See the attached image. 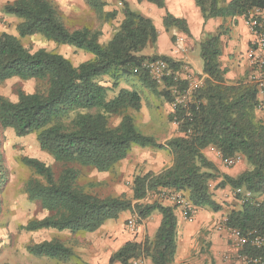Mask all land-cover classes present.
<instances>
[{"label":"trees","instance_id":"trees-1","mask_svg":"<svg viewBox=\"0 0 264 264\" xmlns=\"http://www.w3.org/2000/svg\"><path fill=\"white\" fill-rule=\"evenodd\" d=\"M145 1L165 9V0ZM87 2L98 15L114 18L115 13H104L102 0ZM194 2L204 21L245 17L254 8L264 10V0ZM1 12L19 22L17 36L5 31L0 33V84L18 78L36 81L37 88L29 94L18 92L16 101L0 96V127L12 129L17 137L35 133L39 148L55 163L63 165L55 177L43 162L21 158L22 165L39 177L29 179L24 192L47 214L31 220L21 230L92 233L125 211L134 213L139 223L156 212L161 221L152 238L142 243L127 242L112 254L109 264H127L138 257L151 264H171L176 253L175 208L163 205L160 200L143 201L149 193L157 194L161 189L186 194L195 209L220 211L221 206L213 200L210 191L216 179L215 167L204 155L205 149L214 147L223 158L242 156L248 166L236 177L224 175L217 185L251 195L248 200L240 195V208L227 214L226 226L243 236L249 233L264 236V124L257 116V91L246 79L234 83L226 81V71L219 63L218 35H205L198 43L205 75L203 85L193 93L187 109L177 108L175 114L170 115L172 122L174 117L179 121V135L161 145L153 136L142 133L130 114L141 110L144 91L166 102L172 101L169 88L175 85L174 77L171 75L164 78L162 84L156 83L143 68L145 62L161 59L172 74L180 70V64L166 56L140 55L157 41L158 31L150 18L123 3V20L111 39L101 44V34L97 31L67 28L49 0H12L2 6ZM163 26L165 30L177 28L190 37L186 22L166 10ZM33 35L73 47L92 58L75 66L57 53L23 46L20 39ZM102 77L110 79L109 87L98 81ZM177 83L180 87L186 86L185 80ZM121 84H137L142 90L119 88ZM159 85L164 89L159 90ZM111 118L119 119L117 125H110ZM133 147L166 149L172 162L159 174L149 172L135 176L132 199H99L87 194L77 183L78 171L67 166L77 164L108 172L124 160ZM256 196L261 200H255ZM27 250L34 256L61 262L74 256L69 247L57 240L45 241ZM261 254L262 251L249 244L241 251V255L248 258Z\"/></svg>","mask_w":264,"mask_h":264},{"label":"rangeland","instance_id":"rangeland-1","mask_svg":"<svg viewBox=\"0 0 264 264\" xmlns=\"http://www.w3.org/2000/svg\"><path fill=\"white\" fill-rule=\"evenodd\" d=\"M9 1L12 0H0V12L2 6ZM49 1L53 3L67 28L70 30L88 28L97 31L101 34L99 40L101 44H106L111 39L123 20V3H120V0H102L104 13H115L114 18L98 15L92 10L87 0ZM18 22V19L13 17H0V30L17 36L16 25ZM20 41L23 46L32 50L45 49L57 53L70 60L75 66L92 58L90 54L73 47L47 41L41 35L25 37ZM152 50L153 47L148 46L143 50V53L147 54ZM196 58L197 65L201 66L202 59L200 56ZM183 71L185 74L188 69ZM176 77L179 81H184L180 72L176 73ZM98 81L104 86L109 87L111 85V81L107 77L99 78ZM122 87L142 90L137 84H121L119 88ZM36 88L37 83L34 80L24 81L12 78L0 84V96L10 101H16L18 92L29 94L33 93ZM158 89L163 90V85H159ZM115 93L116 90L109 93V97ZM143 98L141 110L130 112V114L134 117L135 124L142 133L153 136L159 144L165 145L166 141L179 135L177 128L170 120L171 103L162 98H156L148 91H144ZM257 116L264 124V115L258 113ZM118 121L117 118H111L110 125L115 126ZM207 149L210 150V159H208L215 167L214 175L216 176L215 181L211 183L210 191L216 199L222 202L221 210L224 213L220 214L219 218L224 221L230 211L240 208L242 200L240 195L236 194L229 186L219 188L217 185L222 181L224 175L238 176L233 173L235 166L240 167L241 171L244 168L247 170L248 166L243 157L237 155L240 157L239 163L234 167L226 168L220 162L219 151L214 147ZM22 157L34 158L43 162L52 169L55 177L63 169V165L55 163L49 154L39 148L35 133L25 137H17L12 129L0 127V264H89L90 258H95L96 264H109L112 254L127 242L142 243L146 238H152L146 234L143 228L144 221L139 223L137 220L133 228L129 227L128 221L136 218L135 214L130 211L121 213L116 220L106 222L92 233L58 232L55 230L26 232L21 230V227L31 220H38L47 215L41 209L40 204L37 201H30L24 192L26 182L32 178L39 179V177L34 174L32 169L22 165ZM171 162L172 156L166 149L133 147L128 156L115 164L108 172H97L90 167H81L77 164L67 166L78 171L77 183L87 194L99 199L112 197L132 199V182L135 176L145 175L149 172L159 174L163 169L170 166ZM172 197L173 191L164 194L162 197L158 193H151L147 195L143 203H152L158 200H161L162 203L169 202L168 206L174 207L182 215V203L187 201L185 196L181 194V203L171 201ZM254 199L261 200V197L256 196ZM135 203L133 202V204ZM230 207L234 208L231 209ZM204 210L206 215L213 217L214 211L209 208H204ZM51 240H57L69 247L74 256L61 262L34 256L27 250L28 247Z\"/></svg>","mask_w":264,"mask_h":264},{"label":"crops","instance_id":"crops-1","mask_svg":"<svg viewBox=\"0 0 264 264\" xmlns=\"http://www.w3.org/2000/svg\"><path fill=\"white\" fill-rule=\"evenodd\" d=\"M230 1L225 0L226 3ZM120 3H126L131 10L150 18L158 31L157 41L152 46L153 50L147 54L142 51L140 55L148 57L158 55L172 59L180 64L179 72L182 79H185L186 75L184 69H188L193 76H205L202 73L203 63L198 66L196 60V57L200 56L198 43L205 35L219 36L221 51L219 63L221 69L226 71L225 79L228 83L246 79L250 75L252 69L248 63L247 54L251 36L246 28L244 17H218L204 21L194 0H165V9H159L145 0H120ZM165 10L175 18L186 22L190 37L177 28L165 30L163 26ZM0 17L10 18L2 12ZM3 31L0 30V33ZM204 155L210 159V150H204ZM239 168L235 166L233 173L239 175L245 170L244 168L241 171ZM183 196L188 200L186 194ZM213 200L216 204L222 205V202L214 196ZM162 204L169 205V202ZM174 213L177 217L176 253L171 264H246L240 250L229 237V232L220 226L223 220L221 221L219 217L224 213L223 210L214 212L216 214L212 213L213 217H210L205 214L204 209H194L189 219H185L176 210ZM160 221L161 216L158 213L145 220L143 228L146 234L152 237ZM88 263L96 264L95 258H90ZM145 264H151V262L146 260Z\"/></svg>","mask_w":264,"mask_h":264},{"label":"built area","instance_id":"built-area-1","mask_svg":"<svg viewBox=\"0 0 264 264\" xmlns=\"http://www.w3.org/2000/svg\"><path fill=\"white\" fill-rule=\"evenodd\" d=\"M246 28L251 36L250 48L247 54V60L251 67V73L247 78V81L255 86L258 98V111L264 115V10L254 8L248 11L247 15L244 17ZM143 68L147 71L150 77L158 84H162L164 78H168L171 75L174 77L173 81L175 85L169 88L172 95V101L170 104V112L172 115L175 114L177 108L187 109L188 105L192 103L193 93L199 89L204 82L205 76H193L188 71L185 75L186 86L180 87L177 83L179 80L176 77V73L172 74V70L169 68L168 64L161 59L154 61H148L143 64ZM173 125L177 128L179 127V121L176 117L173 118ZM239 156H234L231 158H223L220 155V162L226 168L234 167L239 163ZM211 188V185H210ZM168 190H159L158 194L162 197L167 194ZM153 193V192H152ZM236 194L241 195L244 200L251 198L250 193L242 192L241 190H236ZM151 194V193H149ZM148 194V195H149ZM154 194V193H153ZM161 201V200H160ZM173 202L181 203L182 197L181 193H174L171 198ZM183 213L182 216L185 219L192 217L194 209L187 201H183ZM137 218L128 221L130 228H133ZM227 219H224L220 223L230 234L231 240H233L236 248L242 251L246 244L262 251L261 255L248 258L242 256L246 264H264V236H258L255 233H249L246 236L241 235L238 231L230 229L226 226ZM145 259L143 257H138L137 259H130L127 264H145Z\"/></svg>","mask_w":264,"mask_h":264}]
</instances>
